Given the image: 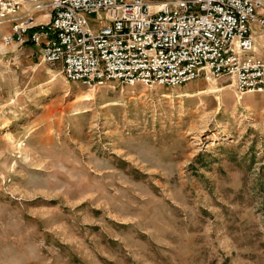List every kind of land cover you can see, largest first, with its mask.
<instances>
[{
  "label": "rangeland",
  "instance_id": "374dc122",
  "mask_svg": "<svg viewBox=\"0 0 264 264\" xmlns=\"http://www.w3.org/2000/svg\"><path fill=\"white\" fill-rule=\"evenodd\" d=\"M7 32L0 264H264V92L88 88Z\"/></svg>",
  "mask_w": 264,
  "mask_h": 264
},
{
  "label": "built area",
  "instance_id": "2783aa9c",
  "mask_svg": "<svg viewBox=\"0 0 264 264\" xmlns=\"http://www.w3.org/2000/svg\"><path fill=\"white\" fill-rule=\"evenodd\" d=\"M264 0H0L8 42L88 88L179 86L227 75L264 92ZM44 16L47 20H37Z\"/></svg>",
  "mask_w": 264,
  "mask_h": 264
},
{
  "label": "crops",
  "instance_id": "0c3cea01",
  "mask_svg": "<svg viewBox=\"0 0 264 264\" xmlns=\"http://www.w3.org/2000/svg\"><path fill=\"white\" fill-rule=\"evenodd\" d=\"M37 18H41V16L37 17Z\"/></svg>",
  "mask_w": 264,
  "mask_h": 264
}]
</instances>
